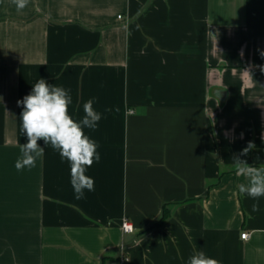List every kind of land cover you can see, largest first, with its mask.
I'll return each mask as SVG.
<instances>
[{"label": "crops", "instance_id": "1", "mask_svg": "<svg viewBox=\"0 0 264 264\" xmlns=\"http://www.w3.org/2000/svg\"><path fill=\"white\" fill-rule=\"evenodd\" d=\"M262 52L264 0H0V264H264V197L239 193L233 162L264 168ZM40 78L74 119L91 98L102 114L83 199L43 141L15 168Z\"/></svg>", "mask_w": 264, "mask_h": 264}, {"label": "clouds", "instance_id": "2", "mask_svg": "<svg viewBox=\"0 0 264 264\" xmlns=\"http://www.w3.org/2000/svg\"><path fill=\"white\" fill-rule=\"evenodd\" d=\"M18 11L28 5V0H13ZM264 56V52L261 53ZM264 71V66H261ZM96 100L91 98L83 105V116L77 120L69 113L72 103L70 90L63 86L49 84L40 78L29 94L17 101L22 106L20 113L21 132L27 142L20 145V157L15 162L17 171L34 168L38 158L44 154L43 144L57 151L62 161L70 165V184L76 199H83L85 191L95 190V180L87 174L88 169L100 160L98 143L85 133V129L95 130L102 114L94 107ZM255 148L252 142L242 149L240 156H247ZM237 174L246 177L248 183L238 184L241 195H247L254 201L264 197V168L253 167L239 156L233 157ZM254 212L259 204L252 205ZM187 264H221V261L208 256L204 251H195Z\"/></svg>", "mask_w": 264, "mask_h": 264}, {"label": "built area", "instance_id": "3", "mask_svg": "<svg viewBox=\"0 0 264 264\" xmlns=\"http://www.w3.org/2000/svg\"><path fill=\"white\" fill-rule=\"evenodd\" d=\"M121 228L123 230L124 233L126 234H131L135 231V228L133 226V224L128 220V219H124L123 222L121 223ZM249 234L244 233L242 234V238H247ZM122 260L127 261L128 259L126 257H123Z\"/></svg>", "mask_w": 264, "mask_h": 264}, {"label": "trees", "instance_id": "4", "mask_svg": "<svg viewBox=\"0 0 264 264\" xmlns=\"http://www.w3.org/2000/svg\"><path fill=\"white\" fill-rule=\"evenodd\" d=\"M169 211L167 208H165L162 217L159 219L158 224H162L164 220L168 217Z\"/></svg>", "mask_w": 264, "mask_h": 264}]
</instances>
